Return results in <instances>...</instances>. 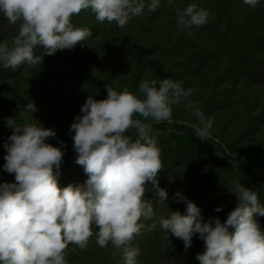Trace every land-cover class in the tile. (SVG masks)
Masks as SVG:
<instances>
[{
	"label": "clouds",
	"instance_id": "1",
	"mask_svg": "<svg viewBox=\"0 0 264 264\" xmlns=\"http://www.w3.org/2000/svg\"><path fill=\"white\" fill-rule=\"evenodd\" d=\"M255 7L259 0H242ZM162 0H0V14L18 31L9 42H0V66L17 69L36 65L41 57L83 43L93 33L75 27L73 15L91 10L98 23H115L123 28L145 9L156 12ZM175 7V0H166ZM179 31L191 35L206 24L209 12L190 3L175 9ZM41 48L35 54V48ZM107 95H89L70 125L75 163L87 174L83 183L59 184L64 150L49 142L56 130L35 122L21 123L16 116L5 117L13 129L4 144L3 169L14 174V182L0 183V264H67L66 249L74 244L86 248L95 235L101 248L109 244L122 264H138L140 249L134 238L150 220L147 231L159 228L164 239H181L187 249L197 236L205 251L197 254L199 264H264V202L258 194L237 181L229 190L238 204L227 218L204 219L201 209L182 192L173 199L184 202L186 211L171 210L157 217L156 208L143 198L146 182L156 190L157 204L168 206L169 195L156 179L163 168L158 133L153 123H172L173 106L184 102L196 123L193 133L208 140L213 121L199 103L190 99L194 89L169 78L141 79L136 92L118 91L104 85ZM23 111H38L29 99ZM134 130L135 138L127 134ZM59 143H63L60 141ZM218 206L215 211H221ZM95 230V231H94Z\"/></svg>",
	"mask_w": 264,
	"mask_h": 264
},
{
	"label": "rangeland",
	"instance_id": "2",
	"mask_svg": "<svg viewBox=\"0 0 264 264\" xmlns=\"http://www.w3.org/2000/svg\"><path fill=\"white\" fill-rule=\"evenodd\" d=\"M190 3L206 9L209 18L189 36L178 30L175 9ZM72 23L90 29L93 36L41 57L36 65L15 70L0 66V183L14 182V174L3 169L4 144L13 131L5 117L55 129L56 137L49 142L64 150L60 186L83 183L87 174L74 162L77 153L69 129L87 97L106 98L107 82L118 91L136 92L141 79L169 78L194 89L190 99L213 125L208 140L196 137L190 127L196 120L184 102L173 106L171 124L153 123L163 163L156 179L168 192V206H158L151 182H146L143 198L157 207V217L166 218L169 208L185 213L186 204L173 199L180 191L196 203L205 220L223 221L238 204L229 190L234 180L264 202V0L255 7L242 0H175L171 7L162 0L156 12L145 9L123 28L98 23L90 9L73 15ZM17 31L18 24L9 25L0 14V42L10 43ZM41 51L34 49L35 54ZM29 99L38 108L34 114L23 111ZM127 134L135 138L134 130ZM221 205L222 210L215 211ZM258 220L264 227V216ZM141 223L145 227L133 241L140 249L138 264H199L197 254L206 249L198 235L186 249L171 234L165 240L158 223L154 231H147L150 220ZM113 251L110 244L99 247L93 235L84 249L69 244L66 261L122 264Z\"/></svg>",
	"mask_w": 264,
	"mask_h": 264
}]
</instances>
